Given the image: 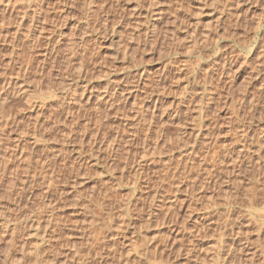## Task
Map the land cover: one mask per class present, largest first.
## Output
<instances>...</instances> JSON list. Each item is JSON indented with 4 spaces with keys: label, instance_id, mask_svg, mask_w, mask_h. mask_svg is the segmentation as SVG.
Here are the masks:
<instances>
[{
    "label": "rangeland",
    "instance_id": "374dc122",
    "mask_svg": "<svg viewBox=\"0 0 264 264\" xmlns=\"http://www.w3.org/2000/svg\"><path fill=\"white\" fill-rule=\"evenodd\" d=\"M19 263L264 264V0H0Z\"/></svg>",
    "mask_w": 264,
    "mask_h": 264
},
{
    "label": "bare ground",
    "instance_id": "6f19581e",
    "mask_svg": "<svg viewBox=\"0 0 264 264\" xmlns=\"http://www.w3.org/2000/svg\"><path fill=\"white\" fill-rule=\"evenodd\" d=\"M6 1H7V0H6ZM9 3H10V2H9ZM6 4H7V2H6ZM10 4H11V3H10ZM33 4H34V2H33ZM4 5H5V4H4ZM31 8H32V7H31ZM32 9H33V8H32ZM23 10H24V9H23ZM40 11H41V9H40ZM28 12H29V11H28ZM34 26H35V25H34ZM103 73H105V71H104ZM106 74H107V73H106ZM125 78H126V77H125ZM118 80H119V79H118ZM114 81H115V80H114ZM120 81H121V80H120ZM110 82H111V81H110ZM111 83H112V82H111ZM111 83H110V84H111ZM117 83H118V82H117ZM131 83H132V82H131ZM8 84H9V83H8ZM107 84H109V81H108ZM118 84H119V83H118ZM107 87H108V85H107ZM104 88H105V87H104ZM122 90H123V89H122ZM125 90H126V89H125ZM127 90H128V89H127ZM130 90H131V89H130ZM7 91H8V90H7ZM20 92H21V91H20ZM114 92H115V94H116L118 91L116 92V90L113 88V95H115ZM21 93H22V92H21ZM118 93H119V92H118ZM103 94H105V93H103ZM108 94H109V93H108ZM17 95H18V94H17ZM121 96H122V95H121ZM123 96H124V95H123ZM127 96H128V94H127ZM127 96H126V97H127ZM11 97H12V96H11ZM24 97H25V96H24ZM24 97H22V98H24ZM9 98H10V97H9ZM16 98H17V97H16ZM52 98H53V97H52ZM54 98H55V97H54ZM103 98H104V97H103ZM114 98H116V96H114ZM4 99H5V97H4ZM4 99H3V100H4ZM14 99H15V97H14ZM14 99H13V100H14ZM19 99H20V98H19ZM97 99H98V98H97ZM100 99H101V98H100ZM122 99H123V98H122ZM124 99H125V98H124ZM18 101H19V100H18ZM22 101H23V100H22ZM9 102H10V101H9ZM14 102H15V101H14ZM26 102H27V101H26ZM26 102H24L25 105H26ZM104 102H107V101H104ZM108 102H109V100H108ZM19 103H20V101H19ZM24 103H22V104H24ZM111 103H112V102H111ZM114 103H115V102H114ZM5 104H7V103H5ZM8 104H9V103H8ZM8 104H7V105H8ZM106 104H107V103H106ZM109 104H110V102H109ZM11 105H12V103H11ZM13 105H17V104H14V103H13ZM18 105H19V104H18ZM103 105H104V104H103ZM110 105L112 106V104H110ZM115 105H117V104H115ZM27 106H28V105H27ZM104 106H105V105H104ZM121 106H122V105H121ZM11 107H12V106H11ZM23 107H24V106H22V108H23ZM4 108H5V107H4ZM16 108H18V107L16 106ZM24 108H25V107H24ZM143 108H144V107H143ZM104 109H106V108H104ZM107 110H108V108H107ZM117 110H118V109H117ZM121 110H122V109H121ZM11 111H12V110H11ZM15 111H16V109H15ZM15 111H14V112H15ZM9 112H10V111H9ZM120 117H121V116H120ZM123 118H124V117H123ZM115 132H116V131H115ZM119 132H120V131H119ZM118 134H119V133H118ZM114 136H115V135H114ZM102 137H103V136H102ZM117 137H118V136H117ZM114 138H115V137H114ZM120 138H121V137H120ZM102 139H103V138H102ZM115 140H116V139H115ZM104 141H105V140H104ZM109 142H110V141H109ZM113 142H114V141H113ZM106 144H107V143H106ZM119 144H120V143H119ZM104 145H105V144H104ZM111 145H113V144H111ZM114 145H115V144H114ZM109 147H110V145H109ZM105 149H107V148H105ZM110 149H111V148H110ZM115 149H116V148H115ZM119 152H120V151H119ZM114 155H115V154H114ZM118 156H119V155H118ZM125 156H126V155H125ZM122 157H123V156H122ZM116 158H117V157H116ZM119 158H120V157H119ZM126 158H127V157H126ZM126 158H125V159H126ZM121 159H122V158H121ZM130 159H131V158H130ZM126 165H127V164H126ZM129 167H130V166H129ZM129 167H128V168H129ZM125 169H126V168H125ZM126 171H127V170H126ZM123 172H124V171H123ZM22 248H23V247H22ZM37 248H38V247H37ZM23 249H24V248H23ZM21 252H22V250H21ZM21 252H20V253H21ZM7 254H8V253H7ZM23 254H24V253H23ZM8 256H9V254H8ZM24 256H25V255H24ZM23 258H24V257H23ZM25 258H26V257H25ZM18 259H19V258H18ZM20 259H21V257H20ZM227 262H228V261H227ZM17 263H18V261H17ZM20 263H21V262H20ZM20 263H19V264H20ZM231 264H232V263H231ZM233 264H234V263H233Z\"/></svg>",
    "mask_w": 264,
    "mask_h": 264
}]
</instances>
